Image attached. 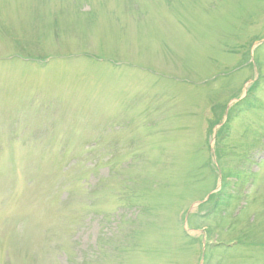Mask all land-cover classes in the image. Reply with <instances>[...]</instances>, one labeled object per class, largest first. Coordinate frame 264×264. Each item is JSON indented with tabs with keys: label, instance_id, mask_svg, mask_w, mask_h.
I'll return each instance as SVG.
<instances>
[{
	"label": "rangeland",
	"instance_id": "obj_1",
	"mask_svg": "<svg viewBox=\"0 0 264 264\" xmlns=\"http://www.w3.org/2000/svg\"><path fill=\"white\" fill-rule=\"evenodd\" d=\"M264 0H0V264H264Z\"/></svg>",
	"mask_w": 264,
	"mask_h": 264
},
{
	"label": "water",
	"instance_id": "obj_2",
	"mask_svg": "<svg viewBox=\"0 0 264 264\" xmlns=\"http://www.w3.org/2000/svg\"><path fill=\"white\" fill-rule=\"evenodd\" d=\"M264 41H262V42H260V43H258V44H262ZM258 44H256V46L258 45Z\"/></svg>",
	"mask_w": 264,
	"mask_h": 264
}]
</instances>
